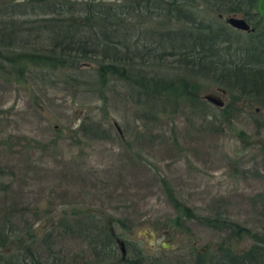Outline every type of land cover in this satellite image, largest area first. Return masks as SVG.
Segmentation results:
<instances>
[{
	"label": "rangeland",
	"instance_id": "1",
	"mask_svg": "<svg viewBox=\"0 0 264 264\" xmlns=\"http://www.w3.org/2000/svg\"><path fill=\"white\" fill-rule=\"evenodd\" d=\"M160 61L152 71L181 77L172 59ZM94 67L81 65L74 86L58 72L30 70L18 80L0 68V218L12 215L19 233L30 228L32 237L21 234L31 247L27 257L97 264L86 241L61 224L76 217L110 229L128 258L170 263L191 264L195 253L218 246L225 234L198 220L212 212L264 235L254 200L264 191V127L253 122L264 117L258 105L231 103L227 92L199 80L194 105L178 100L146 109L122 82L98 90ZM207 93L223 105L206 101ZM95 123L104 133L91 132ZM165 187L196 218L176 211ZM228 241L237 252L252 244L248 234Z\"/></svg>",
	"mask_w": 264,
	"mask_h": 264
},
{
	"label": "trees",
	"instance_id": "2",
	"mask_svg": "<svg viewBox=\"0 0 264 264\" xmlns=\"http://www.w3.org/2000/svg\"><path fill=\"white\" fill-rule=\"evenodd\" d=\"M257 1L0 0V68L18 80L30 70L58 72V77L74 86L80 84L75 81L76 72L91 62L98 90L106 89L111 81L122 82L135 91V102L146 109H153L155 102L178 100L194 105L201 80L225 90L231 103L248 100L264 112V18L257 13ZM233 14L243 17L253 31L229 26L224 18ZM162 56L182 71L180 78L168 80L151 70ZM200 113L205 112L200 109ZM253 122L264 127V117H255ZM89 127L94 135L104 133L96 123ZM166 190L176 211L185 219L196 218ZM254 200L264 218V191ZM198 220L225 237L215 249L195 253L191 264H264V235L248 232L218 212ZM11 224L12 215L0 218V264H38L37 258L27 257L32 251L24 245V237L33 236L30 228L19 233ZM61 224L86 241L97 264L113 260L116 264H189L128 258L118 251V236L97 222L87 224L76 217ZM247 234L252 240L249 248L242 252L229 248V239ZM7 245L16 249L6 253Z\"/></svg>",
	"mask_w": 264,
	"mask_h": 264
},
{
	"label": "water",
	"instance_id": "3",
	"mask_svg": "<svg viewBox=\"0 0 264 264\" xmlns=\"http://www.w3.org/2000/svg\"><path fill=\"white\" fill-rule=\"evenodd\" d=\"M257 13L261 18H264V0H258L256 5ZM226 23L234 29H241L242 31H253V28L250 27L249 23L243 18L238 16H228L225 18ZM221 93H226L225 90H221ZM203 98L212 103L215 106L221 107L223 105V100L220 96L207 93L203 96ZM166 246V245H163ZM121 252L123 255L125 254V247L123 243H121Z\"/></svg>",
	"mask_w": 264,
	"mask_h": 264
},
{
	"label": "flooded vegetation",
	"instance_id": "4",
	"mask_svg": "<svg viewBox=\"0 0 264 264\" xmlns=\"http://www.w3.org/2000/svg\"><path fill=\"white\" fill-rule=\"evenodd\" d=\"M166 241L169 243V248H171L172 247V239L171 238H166ZM163 245H165V244L164 243L161 244V247L163 249H168L167 245L166 246H163Z\"/></svg>",
	"mask_w": 264,
	"mask_h": 264
}]
</instances>
